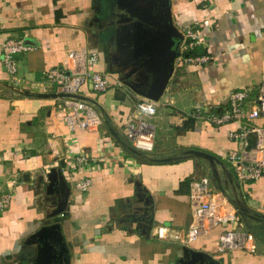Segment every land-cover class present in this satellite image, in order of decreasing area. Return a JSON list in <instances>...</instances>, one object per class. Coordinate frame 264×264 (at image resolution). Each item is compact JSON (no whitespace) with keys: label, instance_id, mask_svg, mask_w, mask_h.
<instances>
[{"label":"crops","instance_id":"0c3cea01","mask_svg":"<svg viewBox=\"0 0 264 264\" xmlns=\"http://www.w3.org/2000/svg\"><path fill=\"white\" fill-rule=\"evenodd\" d=\"M125 1L120 7L119 0H0V190L13 195L10 208L0 212V264H35L38 258L46 264H264L258 235L256 253L215 251L221 228L188 245L154 235L158 225H189V182L202 176L201 159L217 165L224 179L219 189L239 209L237 215L248 209L264 214V178L239 181L225 158L236 147L228 132L238 124H196L190 116L197 109L219 111L231 90L255 91L262 83L264 0ZM124 23L134 30L129 53L119 49ZM189 25L204 40L184 52ZM169 28L179 34L173 44L178 55L163 94L150 99L158 111L148 118L156 127L149 153L123 131L137 104L149 99L138 89H147L156 74L145 64L149 56L136 57L135 51L138 38L144 42ZM10 38L31 47L17 55L15 77L2 62L3 43ZM72 48L96 53L95 70L112 83L105 92L88 83L79 89L78 96L101 118L90 131L68 128L63 98L53 96L59 92L45 78L50 68L72 64ZM201 53L210 56L204 64H177L181 55ZM138 81L145 83L138 87ZM76 147L98 160L85 171L93 177L86 192L59 177L61 159ZM53 168L58 174L50 186ZM194 252L199 256L192 258Z\"/></svg>","mask_w":264,"mask_h":264},{"label":"built area","instance_id":"2783aa9c","mask_svg":"<svg viewBox=\"0 0 264 264\" xmlns=\"http://www.w3.org/2000/svg\"><path fill=\"white\" fill-rule=\"evenodd\" d=\"M188 40L183 51L194 49L203 43L192 25L185 29ZM31 47L21 39L10 38L3 43L2 62L11 76L18 73L17 55L29 51ZM67 62L61 67H53L45 71L46 82L55 86L63 97L62 110L68 128L74 132L77 128L94 130L101 124V118L93 105L78 96L84 83L97 92H105L111 88L109 77L95 70L99 56L87 49L72 48ZM210 59L209 54H186L177 59L179 66L204 64ZM68 60V61H69ZM122 83L118 82L120 86ZM157 104L150 99H143L137 104L136 112L131 114L123 128L126 137L133 145L145 152H153L155 148L156 127L148 118L157 113ZM196 124L221 125L229 122L238 124V128L228 132V138L236 145L226 151L225 158L232 166L237 179L241 182L258 183L264 178V124H255L256 119L264 120V79L255 89L244 87L233 89L229 93L228 104L219 111L205 113L195 110L190 115ZM61 161V172L68 180H73L75 188L86 192L93 185V177L85 175L93 162L83 149L67 152ZM189 204L191 221L186 228L175 229L167 225H158L154 235L162 240H174L183 245L197 241L202 235L221 228L214 243L218 253L229 250H241L248 253L258 251V238L254 231L239 227L237 212L230 200L215 186L208 177L194 175L189 182ZM12 192L0 190V212L10 208Z\"/></svg>","mask_w":264,"mask_h":264},{"label":"water","instance_id":"95a60500","mask_svg":"<svg viewBox=\"0 0 264 264\" xmlns=\"http://www.w3.org/2000/svg\"><path fill=\"white\" fill-rule=\"evenodd\" d=\"M173 29L169 28L167 30H163L162 32L160 31L159 36L154 35V37L145 40L144 42L142 41V39L140 40L138 38L140 44L136 48L135 56L137 57L139 54H144V53L147 54L149 56V61H147L145 64H148L156 72L147 89L145 90L138 89V91L147 98L152 100H158L161 97L169 81V78L174 70V61L178 55V52L173 49V44L175 42V38H177L179 34H177L175 29L174 30ZM156 56L157 59H155ZM131 74L132 73H129L127 77H130ZM145 78L147 82L148 76H146ZM138 82L139 83H136L138 87H141L145 83V81L143 82L138 81ZM127 84L131 85V83H127ZM131 87L133 89H137L135 88V86H131ZM53 96L63 98L68 95L66 93H54ZM57 174L58 171L55 168L51 169V172L48 175V179L50 180V186L55 184V181L57 180ZM59 177L62 180L65 179L64 175L61 172ZM45 230H47V227H44L42 231L44 232ZM197 256H199V253L194 252L192 258H195ZM194 260L195 259H192V261ZM34 263L46 264L42 259L39 258ZM47 264H51V262Z\"/></svg>","mask_w":264,"mask_h":264},{"label":"rangeland","instance_id":"374dc122","mask_svg":"<svg viewBox=\"0 0 264 264\" xmlns=\"http://www.w3.org/2000/svg\"><path fill=\"white\" fill-rule=\"evenodd\" d=\"M119 2H120V4H119L120 7L126 6L125 0H119ZM118 14H119V16L123 17V19L128 17V15L120 13V12H118ZM117 24H118V22H117ZM122 29L123 30H121L119 34H120V37H121L123 43H121V47H119V49L120 48L121 49H128V51L127 50L126 51H127V53H129L133 49L131 35H132V32L134 30L130 29L126 25V23L122 24ZM189 65H193V64L187 63L186 67ZM128 67L129 66H126L125 68H128ZM181 68H184V67H181ZM159 137H160V132H159ZM201 160H203V163L205 165V169H201L199 171V173H200L199 175L208 177L210 179V181L212 183H214L218 188L224 189V188H222L223 187L222 181H224V179H221V176L217 172H215L217 165L214 166V164H211V162L207 159H201ZM207 174H209V175H207ZM231 179L234 180L232 177H231ZM237 212L239 213V209H237ZM246 213H247V215H243V216H239V214H238L239 225L243 228L255 231L257 233L259 231V229L261 228L260 225L262 224L263 221H259L258 219L255 218V217H258V214H256L258 212L254 211V210L248 209V211Z\"/></svg>","mask_w":264,"mask_h":264},{"label":"trees","instance_id":"16d2710c","mask_svg":"<svg viewBox=\"0 0 264 264\" xmlns=\"http://www.w3.org/2000/svg\"><path fill=\"white\" fill-rule=\"evenodd\" d=\"M201 54H203V53H201ZM134 150V152H136V149H133ZM246 209V208H245ZM242 213L243 214H246V210H243L242 211ZM256 214H258V217H255L256 219H258L259 221H263L262 222V224L260 225V229H259V231L256 233V235H258L259 236V238L261 239V240H263L264 241V214H262V213H256ZM249 216V215H248ZM252 216V215H251Z\"/></svg>","mask_w":264,"mask_h":264},{"label":"flooded vegetation","instance_id":"af4514ba","mask_svg":"<svg viewBox=\"0 0 264 264\" xmlns=\"http://www.w3.org/2000/svg\"><path fill=\"white\" fill-rule=\"evenodd\" d=\"M143 78H144V76H143Z\"/></svg>","mask_w":264,"mask_h":264}]
</instances>
